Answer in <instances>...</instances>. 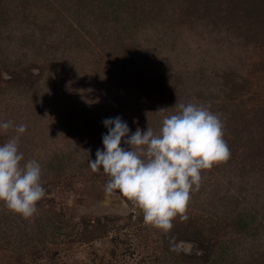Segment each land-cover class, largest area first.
I'll use <instances>...</instances> for the list:
<instances>
[{
	"label": "rangeland",
	"instance_id": "obj_1",
	"mask_svg": "<svg viewBox=\"0 0 264 264\" xmlns=\"http://www.w3.org/2000/svg\"><path fill=\"white\" fill-rule=\"evenodd\" d=\"M181 103L220 116L231 156L165 232L89 159L105 119L158 133ZM9 120L46 195L29 219L0 202V264H264V0H0Z\"/></svg>",
	"mask_w": 264,
	"mask_h": 264
},
{
	"label": "clouds",
	"instance_id": "obj_2",
	"mask_svg": "<svg viewBox=\"0 0 264 264\" xmlns=\"http://www.w3.org/2000/svg\"><path fill=\"white\" fill-rule=\"evenodd\" d=\"M178 109L163 119L158 133L148 127L130 135L121 117L105 119L108 131L102 137L103 150L96 151L95 160L89 159L92 171L102 169L110 177L106 194L118 190L142 210L146 224L165 232L176 217L187 220V207L192 192L200 187L202 171L231 156L218 114L194 103H181ZM12 128V121L0 122L5 133ZM14 130L23 134L27 125ZM18 140L17 135L0 145V202L29 219L37 214V204L46 192L40 163L34 159L22 163L25 157ZM122 141L130 149L122 147Z\"/></svg>",
	"mask_w": 264,
	"mask_h": 264
}]
</instances>
